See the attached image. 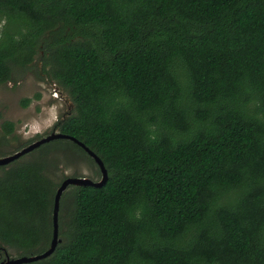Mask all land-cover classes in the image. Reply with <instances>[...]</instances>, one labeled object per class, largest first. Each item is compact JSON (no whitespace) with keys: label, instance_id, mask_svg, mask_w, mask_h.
Wrapping results in <instances>:
<instances>
[{"label":"trees","instance_id":"1","mask_svg":"<svg viewBox=\"0 0 264 264\" xmlns=\"http://www.w3.org/2000/svg\"><path fill=\"white\" fill-rule=\"evenodd\" d=\"M37 56L75 106L55 128L108 182L69 187L61 243L29 264H264V0H0V85ZM70 149L102 177L70 140L38 151ZM16 163L0 262L54 236L61 183L46 157Z\"/></svg>","mask_w":264,"mask_h":264},{"label":"rangeland","instance_id":"2","mask_svg":"<svg viewBox=\"0 0 264 264\" xmlns=\"http://www.w3.org/2000/svg\"><path fill=\"white\" fill-rule=\"evenodd\" d=\"M40 56L35 58L29 68H15V80L0 85V157L16 153L31 144L37 138L45 137L54 131L56 123L74 114L75 106L69 93L56 83L44 80ZM57 90V95L53 90ZM41 95L40 100L35 96ZM30 99L28 107L22 106V101ZM15 123V131L8 134L3 123ZM39 139V138H38ZM40 149V148H39ZM48 159L47 170L51 179L60 184L67 177H87L100 181L97 168L77 151L61 150L44 154L35 150L20 159V164L28 161ZM18 162L16 165H20ZM72 188H68L66 192ZM11 258H18L19 252L8 248ZM3 261V260H2Z\"/></svg>","mask_w":264,"mask_h":264},{"label":"water","instance_id":"3","mask_svg":"<svg viewBox=\"0 0 264 264\" xmlns=\"http://www.w3.org/2000/svg\"><path fill=\"white\" fill-rule=\"evenodd\" d=\"M56 140H70L73 143L77 144L79 147L85 150V152L95 160L96 164L99 166L102 177L100 181H93L87 177H67L64 179L60 186L57 189L56 197H55V207H54V236L53 241L51 243V247L44 252L43 254H39L36 256H23L18 258H11L10 256H6L5 260L1 261L0 264H29L37 261H41L50 257L55 250L57 249L61 240L59 238V215H60V202L63 197V194L67 191L70 186H90L94 188H101L108 182V171L103 163V161L93 152L91 151L86 145L79 142L77 139L64 135L60 132L54 131L48 136H45L38 141L28 145L27 147L23 148L22 150L16 152L13 155L5 156L0 158V167L7 166L13 163L16 160H19L21 157L32 153L33 151L39 149L41 146L48 144L50 142Z\"/></svg>","mask_w":264,"mask_h":264},{"label":"flooded vegetation","instance_id":"4","mask_svg":"<svg viewBox=\"0 0 264 264\" xmlns=\"http://www.w3.org/2000/svg\"><path fill=\"white\" fill-rule=\"evenodd\" d=\"M54 90H55V89H54ZM54 90H53V91H54ZM55 129L59 131V129H58V128H55ZM26 147H27V146H26ZM24 148H25V147H24ZM21 150H22V148H21ZM18 151H20V150H18ZM18 151H17V152H18ZM14 154H15V153H14ZM29 154H30V153H29ZM12 155H13V154H12ZM27 155H28V154H27ZM25 156H26V155H25ZM23 157H24V156H23ZM23 157H21V158H23ZM0 158H2V157H0ZM21 158H20V159H21ZM20 159H19V160H16V161H14L13 163H15V162H19V161H20ZM13 163H11V164H13ZM9 165H10V164H9ZM9 165H7V166H9ZM7 166H3V167H7ZM0 168H2V167H0Z\"/></svg>","mask_w":264,"mask_h":264},{"label":"built area","instance_id":"5","mask_svg":"<svg viewBox=\"0 0 264 264\" xmlns=\"http://www.w3.org/2000/svg\"><path fill=\"white\" fill-rule=\"evenodd\" d=\"M53 92H54L55 95H57V91L56 90H54Z\"/></svg>","mask_w":264,"mask_h":264},{"label":"clouds","instance_id":"6","mask_svg":"<svg viewBox=\"0 0 264 264\" xmlns=\"http://www.w3.org/2000/svg\"><path fill=\"white\" fill-rule=\"evenodd\" d=\"M56 90V89H55ZM57 91V90H56Z\"/></svg>","mask_w":264,"mask_h":264}]
</instances>
